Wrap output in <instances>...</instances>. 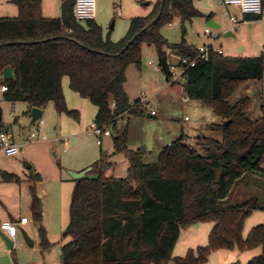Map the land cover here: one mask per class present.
<instances>
[{"label":"trees","instance_id":"obj_1","mask_svg":"<svg viewBox=\"0 0 264 264\" xmlns=\"http://www.w3.org/2000/svg\"><path fill=\"white\" fill-rule=\"evenodd\" d=\"M13 2L19 15L0 17V69L11 68L15 74L14 80L4 81L9 86L5 98L26 103L28 113L52 102L59 114L79 119L80 113L66 104L62 82L68 77L70 88L96 106L94 122L116 129L125 114L144 117L143 103L131 102L124 86L129 66L143 68L145 46H155L160 57L167 56L165 48L177 50L178 66L185 58L197 57V48L184 37L170 44L162 34L176 17L185 22L204 16L193 0H166L159 18L162 0H158L148 16L131 19L119 42L104 38L95 20L85 26L78 23L73 12L76 0L62 1L59 18L43 15L42 0ZM183 78L186 97L210 106L222 119L212 127L222 140L204 138L199 143L206 153L203 156L182 136L162 150L158 163L148 164L144 149H129L128 122L123 134L113 140L114 152L128 160V176L105 177L113 164L102 152L90 171L97 177L87 174L75 180L66 232L71 241L62 248V264H206L216 250L257 248L261 254L247 264H264V224L243 237L245 221L254 211H264V203L253 197L229 204L233 189L245 176L264 177V104L261 118L252 121L247 116L249 98L233 105L228 101L240 85L263 80L264 54L225 56L211 50L207 60L187 66ZM28 179L40 247L49 251L51 243L41 225L42 201L36 191L42 177L31 170ZM2 180L21 182L19 176L6 172ZM205 222L214 223L208 245L189 249L185 257H173L182 230Z\"/></svg>","mask_w":264,"mask_h":264},{"label":"rangeland","instance_id":"obj_2","mask_svg":"<svg viewBox=\"0 0 264 264\" xmlns=\"http://www.w3.org/2000/svg\"><path fill=\"white\" fill-rule=\"evenodd\" d=\"M157 1L97 0V22L105 32V37L109 36L113 42L118 41L128 30V16H148L154 10ZM193 1L204 16L185 22L176 17L172 24L165 26L162 34L170 44L180 43L184 37L188 44L198 48L205 43L213 42L214 36H217L216 47L221 49L225 56L257 57L264 54V15L263 21L256 24L242 22L239 29L234 32L235 37L229 38L225 36V31L231 27L230 16L239 15V10L234 6L222 4L221 0ZM98 2L103 4L101 5L103 9L99 10ZM42 4L45 15L49 12L52 18L61 16L62 0H42ZM120 5H122L121 9ZM106 12L108 21L102 24L99 20ZM102 14L103 16L100 17ZM18 15L19 9L13 0H0V17L13 18ZM210 16H214L221 26L220 29L209 25ZM112 23L115 27L110 30L109 25ZM86 24L82 23L83 26ZM206 29H209L213 36L205 34ZM244 47L246 50L240 51ZM164 52L168 56L170 72L176 71L179 74V66H176L178 63L174 65L180 59L178 51L165 48ZM143 58L147 63L160 65V55L155 46H145ZM126 75L124 88L131 102L140 99L141 93L146 94L148 101L143 103L144 117H130L125 114L119 119L116 129L109 127L112 135L102 137V145L98 144L95 135L89 133L90 126L96 125L94 122L96 106L89 99L74 92L69 85L66 104L68 109L80 113L79 119L59 114L54 103L51 102L42 110V119L45 121L42 134L47 137V142L31 143L13 157L0 151V221L17 222L22 217H28L30 224L24 230L35 241L34 247H30L19 230L14 239L16 243L13 250H9L0 234V264H62V248L71 241L66 232L70 223L73 192L77 184L71 172H75L76 169L92 168V165L101 158V153L105 152L109 155V161L117 165L106 171L104 176L126 178L128 160L123 153L113 155V140L123 134L128 122L129 149H144L145 162L148 164L158 163L162 150L182 136L186 138L185 142L188 146L197 149L203 156H206V153L200 149L199 143L204 138L222 140V135L212 130L213 126L222 123V119L210 106L186 97L183 77L168 80L164 72H156L151 66L140 69L135 65L128 67ZM244 98L250 99V106L247 109L248 118L252 121L259 120L262 116L261 107L264 104V78L262 81H249L240 85L228 101L233 105ZM13 109L16 110L19 123H14L11 116ZM0 111L4 124L0 129L10 128L18 134L22 127L25 128L22 131L25 136L36 130L30 123L29 107L26 103L10 102L0 93ZM152 111L155 112L154 117H149ZM64 140L68 141L67 146ZM29 161L34 164V168L43 178L37 191L45 204L42 221L51 243L49 251H43L40 247L38 226L30 214L31 210L26 200L27 182L2 180L3 172L26 179V174H29L31 169L25 167V162ZM88 177L96 178L97 175L89 172ZM253 197L264 203V177L260 175L245 176L233 189L229 204L241 203ZM262 224H264V211H254L245 221L244 239L254 227ZM213 227V222H205L182 230L173 257H185L189 249L197 250L198 247L207 246ZM261 252V248L245 252L238 249L216 250L211 253L206 264H231L238 260L242 264H247Z\"/></svg>","mask_w":264,"mask_h":264},{"label":"built area","instance_id":"obj_3","mask_svg":"<svg viewBox=\"0 0 264 264\" xmlns=\"http://www.w3.org/2000/svg\"><path fill=\"white\" fill-rule=\"evenodd\" d=\"M221 3L226 6H234L239 10V15L230 16V29L233 32H236L239 29L240 24L246 21V17L261 15L264 10L263 0H221ZM73 12L76 21L80 24L87 23L90 20H95L97 14V0H76ZM206 34L212 35L209 29L206 30ZM216 38L217 37L214 36L213 42L197 48V57L195 60H190L189 58L183 59L182 65L179 66L180 73L178 74L176 71L170 72V77L176 79L179 77H183L187 66H194L199 59L207 60L210 56L211 50H213V52L215 53L223 54V51L216 47ZM147 65L148 67H153L156 72H163V68L161 65L155 66L153 62H149L147 63ZM174 68L175 67L173 66L172 69ZM5 80L6 79L4 76V72L0 69V93L3 95L9 91V86L4 82ZM140 100L142 103L148 101L144 93H142ZM15 112L16 110L13 109L11 116L14 119V123H19L18 117L16 116ZM154 114L155 112L152 111V115ZM32 125H34L36 130L31 132L27 136L22 133V131L25 129L22 127L20 128V132L18 134L13 132L10 128L0 129V151L5 153L9 157H13L20 154L24 150L25 146L31 143L47 142V137L42 134L43 127L45 125V121L42 119V117H40ZM89 133L95 135L98 138L99 145H102V137H108L112 135L108 126H98L97 124H93L90 126ZM64 144L65 146H67L68 142L65 141ZM28 220L29 219L27 217H23L19 222H13L10 220L1 221L0 231L8 236L12 241H14L16 234L19 232V226L27 224Z\"/></svg>","mask_w":264,"mask_h":264},{"label":"crops","instance_id":"obj_4","mask_svg":"<svg viewBox=\"0 0 264 264\" xmlns=\"http://www.w3.org/2000/svg\"><path fill=\"white\" fill-rule=\"evenodd\" d=\"M63 1V0H62ZM194 2V1H193ZM98 4H99V2H98ZM100 5V7H99V10L100 9H103V7L101 6V5H103V4H99ZM116 6V5H115ZM102 7V8H101ZM120 7V9L122 8V5H120L119 6ZM42 11H43V15L45 16V17H47V18H52L53 16L51 15V13H49L48 12V14H44V5L42 4ZM263 15H264V10H263V13L260 15L261 16V18L259 19V20H246L245 22H243V23H247V24H256V23H259V22H262L263 20H262V18H263ZM103 16V14L102 15H100V17H102ZM108 13L106 12V13H104V17H102V18H100L101 20H99L102 24L103 23H105L106 21H108ZM134 16L133 15H131V16H128V30H129V27H130V23H131V19L133 18ZM98 18H99V16H98ZM95 21L97 22V17H96V19H95ZM208 22H209V25L211 26V27H215V28H221V26L216 22V20H215V18H214V16H210L209 18H208ZM98 23V22H97ZM112 25H114V27H115V24L114 23H112L111 25H109V29L110 30H113L114 29V27L113 28H111L112 27ZM240 27V26H239ZM231 28V27H230ZM230 28H228L226 31H225V36L226 37H229V38H232V37H235V34H234V32L233 31H231V29ZM128 30H127V32H128ZM207 30V29H206ZM206 30H205V34H206ZM126 32V33H127ZM126 33H125V35H126ZM212 33V32H211ZM124 35V36H125ZM213 35V34H212ZM124 36L120 39V40H122L123 38H124ZM103 37L104 38H106L105 37V32L103 31ZM217 37V36H216ZM218 38V37H217ZM216 38V39H217ZM116 40V39H115ZM120 40H118V41H114V42H119ZM206 44V43H205ZM205 44H203V45H205ZM191 45V44H190ZM216 45H217V43H216ZM192 46H194V45H192ZM219 49V48H218ZM246 50V47H244V48H241L240 49V51H245ZM224 54V53H223ZM166 58H167V61H168V65H169V60H168V56H166ZM179 62H180V59L177 61V62H175L174 63V65H176L177 63L179 64ZM178 64L176 65V66H178ZM170 66V65H169ZM145 69H147L148 68V65H147V62H146V67H144ZM69 85H70V82H69V78L68 77H64V79H63V82H62V87H64L63 88V91H64V96H65V98L67 99V96H68V89H69ZM144 93V92H143ZM145 94V93H144ZM146 95V94H145ZM141 96H142V93H141ZM140 96V97H141ZM147 98V97H146ZM71 107H76V106H71ZM96 114H97V112H96ZM96 116V115H95ZM186 120H187V118H186ZM190 137H191V135H190ZM67 141V140H66ZM64 142H65V140H64ZM68 142V141H67ZM169 144H171V143H169ZM168 144V145H169ZM114 149V148H113ZM112 149V150H113ZM113 155L115 156V155H117V153H115V152H113ZM25 163H28V164H30L31 165V168H27V169H31V170H33V171H35L36 173H38L37 171H36V169L34 168V164H32L30 161L29 162H25ZM112 163V162H111ZM113 164V168H115L116 167V165L117 164H115L114 162L112 163ZM80 168H81V166H79ZM112 168V169H113ZM86 169L85 168H82L81 170H75V172H81V171H85ZM30 174V173H29ZM29 174H26V179H22L21 177V182L23 181V182H27V186H28V188H27V198H26V200H27V202H28V206H29V208L31 207V201H32V196H31V192H30V188H31V186H32V183L29 181V179H28V177H29ZM38 174H40V173H38ZM61 174V173H60ZM41 175V174H40ZM42 177V176H41ZM116 178V177H115ZM42 180H43V178H42ZM42 183V181H40V182H38L37 184H36V191H37V189H39L38 187H39V185ZM26 184V183H25ZM37 195H38V197L41 199V201H42V208H43V217H44V213H45V204H44V202H43V198L41 197V195L40 194H38V191H37ZM30 214H32L31 212H30ZM32 216V215H31ZM23 218V217H22ZM28 218V217H27ZM21 220V219H20ZM19 220V221H20ZM19 221H17V222H19ZM1 222V221H0ZM30 224V220H28V223L27 224H24V225H20L19 226V230H24V229H26V227L28 226ZM41 225L43 226V221L41 222ZM37 226H38V224H37ZM44 227V226H43ZM25 231V230H24ZM26 232V231H25ZM0 233H3V232H1L0 231ZM27 233V232H26ZM182 233V232H181ZM28 234V233H27ZM29 236V235H28ZM30 237V236H29ZM31 238V237H30ZM32 239V238H31ZM33 240V239H32ZM34 241V240H33ZM15 243H16V241H14V246H15ZM34 244H35V241H34ZM34 247V246H33ZM32 247V248H33Z\"/></svg>","mask_w":264,"mask_h":264},{"label":"water","instance_id":"obj_5","mask_svg":"<svg viewBox=\"0 0 264 264\" xmlns=\"http://www.w3.org/2000/svg\"><path fill=\"white\" fill-rule=\"evenodd\" d=\"M165 2H166V0H162L161 11H160V13L158 15V18L161 16L162 9L164 7ZM113 27H114V25H112L111 28H113ZM128 46H129V44L126 46V48H128ZM159 64L162 66L163 72H164V74L168 78L169 75H170V70H169V65H168L167 58L166 57H160L159 58ZM143 67H146V59L145 58H143ZM4 76H5V79L6 80H14L15 79L14 71L11 68L7 69L4 72ZM42 114H43V111L41 109H39V108H32L31 111H30V114H29V116L31 118L30 123L31 124H34L40 117H42ZM149 117H154V116L153 115H149ZM1 120H2V111H0V121ZM25 167L26 168H31V165L28 164V163H25ZM91 170H92V168L87 169V170L82 171V172H71V174L73 176V179L80 180V179L84 178ZM21 232L23 233V236L25 238L26 243L30 247H33L34 246V241L28 236V234L24 230H21ZM0 234H1V237H2L3 241L7 245L8 249L9 250H13V248H14V241H12L4 233H0ZM231 264H242V262L240 260H238V261H236L234 263H231Z\"/></svg>","mask_w":264,"mask_h":264}]
</instances>
